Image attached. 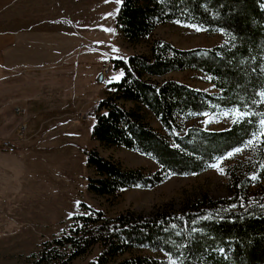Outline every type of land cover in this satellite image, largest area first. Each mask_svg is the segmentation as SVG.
Returning <instances> with one entry per match:
<instances>
[{"label":"trees","instance_id":"obj_1","mask_svg":"<svg viewBox=\"0 0 264 264\" xmlns=\"http://www.w3.org/2000/svg\"><path fill=\"white\" fill-rule=\"evenodd\" d=\"M115 22L129 42L162 22L222 32L224 39L180 47L155 37L148 52L111 58L112 68L123 75L108 81L106 94L93 105L91 135L104 145L143 153L158 167L123 166L96 147L85 148L87 164L95 170L87 188L109 196L122 188L153 187L169 175L199 173L228 156L223 171L229 195L213 198L203 191L178 207L165 202L146 214L107 215L92 208L73 216L67 232L44 240L35 263L70 264L98 244L94 264H264V141L259 138L264 0H119ZM185 69L200 71L216 91L159 78ZM237 109L247 115L236 114L225 128L189 123L206 113ZM146 112L165 132L146 120ZM237 148L242 151L233 154ZM141 248L151 252L132 253Z\"/></svg>","mask_w":264,"mask_h":264},{"label":"rangeland","instance_id":"obj_2","mask_svg":"<svg viewBox=\"0 0 264 264\" xmlns=\"http://www.w3.org/2000/svg\"><path fill=\"white\" fill-rule=\"evenodd\" d=\"M44 2L50 11L40 25V32L44 35L46 46L55 42L59 53H56L53 62L46 64L42 78H35L31 82L34 87L30 90V100L25 103L31 110L41 109L43 119H46L44 132L37 136H45L38 146L41 149L39 161L45 173L38 176L37 172H31L30 190L19 189L16 184L19 197H13L11 184L0 182V264H36L42 242L67 232L73 216L88 213L92 208L102 209L107 215L125 210L146 214L165 202L178 207L182 200L203 191L213 198L228 196L227 176L220 171L228 156L218 160L215 163L218 167L215 168L193 174H172L153 187H127L115 195L104 196L87 188V178L94 175L95 170L87 164L84 151L85 148L96 147L101 154L119 159L123 166H143L148 170L157 168L156 162L145 154L121 145H104L91 135L95 121L93 105L106 94V83L117 80L122 73L120 68H112L111 58L126 57L133 52H148L150 42L155 37L169 40L180 47L209 46L221 42L223 33L207 32L178 22H162L147 36L129 42L115 22L119 0ZM107 63L111 64V68L103 70ZM100 73L103 79L99 78ZM165 77L216 91L198 70H175L159 78ZM33 89L38 92L37 96L32 95L35 92H32ZM236 114L230 110H219L206 113L189 123L221 129L227 127ZM145 118L165 132L151 112H146ZM32 142L29 140L25 143L31 147ZM43 186L45 199L40 198L37 208L30 206L22 214L12 213L19 198L24 199L25 203L28 199L43 197L44 194L40 192ZM23 187H26L25 184ZM30 209L35 214H28ZM99 250L100 246L96 244L70 264H94ZM137 252L151 251L147 248L132 251ZM128 254L118 255L117 258Z\"/></svg>","mask_w":264,"mask_h":264},{"label":"crops","instance_id":"obj_3","mask_svg":"<svg viewBox=\"0 0 264 264\" xmlns=\"http://www.w3.org/2000/svg\"><path fill=\"white\" fill-rule=\"evenodd\" d=\"M49 11L44 0H0V140L4 136L15 138L17 125L22 119L27 122L28 132L25 139H15L14 151L0 147V182L13 186V197H19L16 194L18 188L30 190L31 172H37L38 176L45 173L39 161L41 149L38 147L45 136H37L44 132L46 119H43L41 109L31 110L25 102L30 100V90L34 87L31 82L42 78L46 64L53 62L59 53L55 42L46 46L40 32V25L45 22ZM100 75L99 78L103 79ZM37 94L35 91L32 95ZM15 105L23 106L24 112L15 113ZM29 140L33 141L31 147L25 143ZM40 192L44 196L37 200L28 199L24 203V199L19 198L12 213L22 214L30 206L37 208L40 198L45 199L44 186ZM28 214L35 213L30 209Z\"/></svg>","mask_w":264,"mask_h":264},{"label":"built area","instance_id":"obj_4","mask_svg":"<svg viewBox=\"0 0 264 264\" xmlns=\"http://www.w3.org/2000/svg\"><path fill=\"white\" fill-rule=\"evenodd\" d=\"M111 68V64L107 63L104 65L103 70H109ZM99 98L95 101L98 103ZM14 112L18 114H22L24 112V108L20 106H15L14 107ZM27 133V122L25 120H22L18 123L17 128H16V134L15 138H2L0 140V147L7 151H14L16 148L15 145V139L23 140L25 139Z\"/></svg>","mask_w":264,"mask_h":264},{"label":"snow or ice","instance_id":"obj_5","mask_svg":"<svg viewBox=\"0 0 264 264\" xmlns=\"http://www.w3.org/2000/svg\"><path fill=\"white\" fill-rule=\"evenodd\" d=\"M121 75H123V73H121ZM117 79H119V77H117ZM236 113L238 116L247 115V113L241 114L238 109L236 110ZM259 123L261 125V129L259 131V138L261 139V141H264V120L259 121ZM256 135L257 134H255V133L253 134V140L249 141V146L255 141ZM235 151L240 152V151H242V149L237 148ZM229 155H232V154L230 153ZM211 167L215 168V167H218V165L213 164V165H211ZM220 171L223 172V169L221 168ZM253 178H255V177H253Z\"/></svg>","mask_w":264,"mask_h":264},{"label":"water","instance_id":"obj_6","mask_svg":"<svg viewBox=\"0 0 264 264\" xmlns=\"http://www.w3.org/2000/svg\"><path fill=\"white\" fill-rule=\"evenodd\" d=\"M100 77H101V75H100Z\"/></svg>","mask_w":264,"mask_h":264}]
</instances>
